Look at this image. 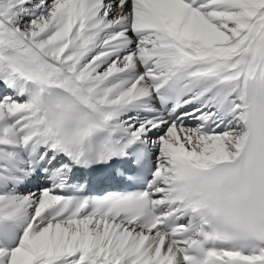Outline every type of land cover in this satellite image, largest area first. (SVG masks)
<instances>
[{
	"label": "snow or ice",
	"instance_id": "1",
	"mask_svg": "<svg viewBox=\"0 0 264 264\" xmlns=\"http://www.w3.org/2000/svg\"><path fill=\"white\" fill-rule=\"evenodd\" d=\"M0 264H264V0H0Z\"/></svg>",
	"mask_w": 264,
	"mask_h": 264
}]
</instances>
